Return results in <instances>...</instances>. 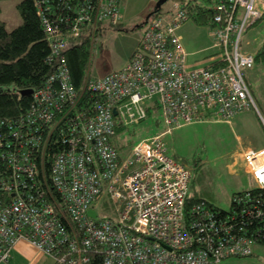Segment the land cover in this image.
I'll list each match as a JSON object with an SVG mask.
<instances>
[{
  "label": "built area",
  "instance_id": "1",
  "mask_svg": "<svg viewBox=\"0 0 264 264\" xmlns=\"http://www.w3.org/2000/svg\"><path fill=\"white\" fill-rule=\"evenodd\" d=\"M34 1L56 71L33 91L28 116L11 122L27 140L11 155L0 151V261L21 241L61 264H87L94 255L102 264H218L250 255L257 243L253 221L239 223L237 216L253 214L262 202L252 193L238 197L241 212L234 216L202 202L194 207L198 217L188 219L193 169L169 155L167 137L182 121H229L247 109L256 110L264 127L246 79L255 56L242 44L246 29L264 16V0H217L210 35L221 64L194 69L176 33L187 18L185 5L159 8L128 62L102 77L86 75L80 92L64 54L69 39H94L105 22L118 25L122 0ZM85 91L100 96L92 109L78 108ZM61 101L69 109H59ZM148 107L157 109L152 114L162 117L164 129L128 152L110 143L115 118L138 124L150 116ZM244 160L264 189V147L246 149Z\"/></svg>",
  "mask_w": 264,
  "mask_h": 264
},
{
  "label": "rangeland",
  "instance_id": "2",
  "mask_svg": "<svg viewBox=\"0 0 264 264\" xmlns=\"http://www.w3.org/2000/svg\"><path fill=\"white\" fill-rule=\"evenodd\" d=\"M20 1L0 0L1 19L9 31L23 21L18 9ZM159 1L132 0L128 9L122 6L127 17L119 25L110 26L105 23L96 41L89 40L92 57L87 69L88 76H104L125 64L136 45L138 48V41L144 32L142 25L153 15ZM175 1L170 0L166 9ZM210 30L209 24L200 25L192 18H187L176 30L187 51L189 69L208 66L217 58L219 47L214 46L215 40ZM263 42L264 16L246 29L242 44L254 53ZM246 74L252 84L253 97L259 109L264 112V64L257 63L253 68H248ZM7 89L11 88L0 87L3 91ZM244 114L246 116H241ZM235 115L229 121L216 116L190 123L182 121V125L174 128L173 133L167 137L169 155L193 169L194 180L189 189L191 194H201L224 211L231 209L236 192L253 189L258 185L254 177L244 169L243 148L254 142V138L250 140L247 135L264 138V128L255 109L242 111L238 119ZM164 127L162 117L157 118L155 114H150L138 124L130 125L126 136L119 138L123 140V152H128L132 143ZM218 264H264V245L256 244L250 256L233 255Z\"/></svg>",
  "mask_w": 264,
  "mask_h": 264
},
{
  "label": "trees",
  "instance_id": "3",
  "mask_svg": "<svg viewBox=\"0 0 264 264\" xmlns=\"http://www.w3.org/2000/svg\"><path fill=\"white\" fill-rule=\"evenodd\" d=\"M123 1L124 0L121 2V10ZM169 1L170 0L163 1L160 5V8H162L161 11H166V5ZM216 2L217 0L175 1L178 6L185 5L187 18H192L200 25L209 24L210 27L213 24L212 19L214 13L216 12V8L214 6ZM18 9L22 15L23 21L21 24L9 31L5 26V22L1 19L0 8V87L6 86L11 88L4 91L0 90V151L2 150V153L5 154L7 152L9 155H11L12 151L16 152L20 144L25 142L28 138L26 134H23L11 122H18L22 117L28 116L32 107L35 105L33 92L23 93L22 91L27 89H32L33 91L41 89L48 82L50 75L56 71L53 63L54 59L52 61L50 59L51 47L47 40V36L42 25V19L38 13V7L36 6L35 1L22 0L18 4ZM157 10L158 8L154 9V13ZM185 20L181 23V25L185 22ZM105 23L102 26V30H100L95 35L94 39H92L93 42H95L96 37L102 33L104 25H106ZM145 25L146 22L142 25V27H145ZM89 40H91L89 37L85 39L70 38L68 48L64 51L73 83L79 92L84 86L87 69L92 57ZM254 56L256 63L264 64V42ZM220 64L221 63L218 60H214L210 65L218 67ZM99 97L100 96L96 93L85 91L84 94L81 95L80 101L78 102V108L92 109L94 106V100H97ZM69 106V102L61 101L59 109H69ZM155 110L157 109L148 107V112L150 114H152ZM261 112L264 113L262 110ZM115 120V133L109 136V141L122 151L124 144L121 143L123 140H119V138L126 136V131L129 126L127 127L123 125L119 121L118 117L115 118ZM7 121L8 123L6 125ZM10 127L14 128L15 131L19 130L23 135L18 137L12 136L14 130L12 131L9 129ZM123 139L125 141L127 140L128 143L130 142L129 139ZM57 145L58 144L54 141L50 147L55 150ZM2 163L8 165L6 160H3ZM193 180L194 175L192 182ZM247 193H252L254 199L262 202V204L257 209H253V214L251 212H247L243 215V217H241V209L236 202V198H243ZM107 200L108 199L105 198L103 199V202L106 203ZM202 202H204L206 206L209 205V207L213 208L214 211H218L220 214L229 215L230 213L231 216H234V214L240 213L237 216L239 223H248L251 219L253 221L251 231L254 235H257L256 244L264 245V189L255 187L253 189L236 192L233 195L232 207L228 211H224L215 206L206 200L201 194H191L189 191L185 205V212L188 219L192 220L198 217L194 212V207ZM249 206L252 205H246L245 207L248 208ZM96 208L103 210V208L99 206H96ZM247 228L249 229V227ZM253 252L250 255H252ZM87 264H102V258L94 255Z\"/></svg>",
  "mask_w": 264,
  "mask_h": 264
},
{
  "label": "crops",
  "instance_id": "4",
  "mask_svg": "<svg viewBox=\"0 0 264 264\" xmlns=\"http://www.w3.org/2000/svg\"><path fill=\"white\" fill-rule=\"evenodd\" d=\"M131 1L132 0H124L122 6H127V9H128L129 5L132 3ZM155 9H156V7H155ZM121 12H122V20H124L127 17L126 10L125 11L121 10ZM140 39H141V37H140ZM140 39L138 41V44L140 42ZM136 46L133 49V51L131 52L128 59L126 60L125 64L128 62L130 57L133 55L134 51L136 50ZM243 49H244V51L251 53V54H255L258 51V49H257V51L254 53L249 52L248 48L245 45H243ZM125 64H123V66ZM256 64L257 63L255 62L254 65L250 68H253ZM123 66H121L119 69H121ZM93 77H96V76H93ZM98 77H101V76H98ZM246 79L249 83V87H250V90L252 92V87H251L252 84L249 81L247 74H246ZM241 114H242V112H241ZM241 114L239 113L235 116H238ZM241 116H246V114L241 115ZM238 118H240V117L239 116L236 117V119H238ZM260 123H261V121H260ZM261 125H262V123H261ZM262 127H263V125H262ZM247 136L250 137L249 138L250 140L254 138L253 139L254 142H252L251 144H248L245 148H243V157H244V151L248 148L264 147V138L261 139V138L253 136L252 134L247 135ZM244 163H245V161H244ZM244 169L246 171V165H244ZM0 264H61V263H57L55 261V259H53L51 256L43 254L42 252L37 250L34 246H32L30 243H28L26 241H21L11 249L9 260L8 261H0Z\"/></svg>",
  "mask_w": 264,
  "mask_h": 264
},
{
  "label": "water",
  "instance_id": "5",
  "mask_svg": "<svg viewBox=\"0 0 264 264\" xmlns=\"http://www.w3.org/2000/svg\"><path fill=\"white\" fill-rule=\"evenodd\" d=\"M163 1H164V0H160V1H159V4L156 6V8L159 9V8H160V5L163 3ZM140 26H141V25H140ZM140 26H139V27H140ZM22 92H23V93H32L33 90H32V89H27V90H23ZM114 113H115V114L117 113V110H116V109L114 110ZM90 214H91L92 216H96V212H95L94 210H91V211H90Z\"/></svg>",
  "mask_w": 264,
  "mask_h": 264
}]
</instances>
